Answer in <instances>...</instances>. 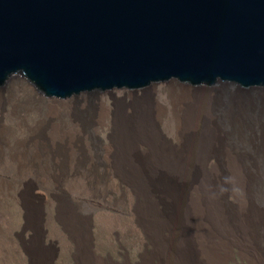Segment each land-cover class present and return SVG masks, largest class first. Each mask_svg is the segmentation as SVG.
<instances>
[{"label":"rangeland","instance_id":"374dc122","mask_svg":"<svg viewBox=\"0 0 264 264\" xmlns=\"http://www.w3.org/2000/svg\"><path fill=\"white\" fill-rule=\"evenodd\" d=\"M170 84L175 91H180L176 83ZM169 85L166 88H155L153 98L164 106L165 110L158 123L162 131L160 134L175 146L179 143L180 134L177 133L176 127L177 116L181 115V112L172 108ZM219 90L221 97L227 92V88ZM247 96L253 101L258 98V94ZM96 98L98 102H102V106ZM262 99L264 100V94ZM130 101V97H105L103 100L91 97L74 102L43 100L35 96L33 87L11 81V87L3 89V95L0 94L1 122L4 127L2 132L7 135L13 147L19 145L14 140L15 137L28 138L32 133H44L49 140L58 142L63 131H78L72 114L79 115L87 121V126L79 132L86 133L82 134L79 140L81 143L77 146L85 152L88 164L89 158L93 159L92 161L97 160L96 152L103 151L116 135L113 133L114 115L117 111L122 112V115L129 113ZM192 113L186 115L189 118L185 116L187 124H192L195 120ZM200 134L202 136H198L196 142L198 141V148L202 151L197 148L194 152L198 162L211 142L208 133ZM125 143L126 141L123 144ZM134 145L133 148L139 152L146 149V146L138 141ZM130 147L131 145H128L125 149ZM69 148L76 150L74 146L69 145ZM178 152L170 150L168 156L171 157L174 153V157L169 158L166 155L164 160L166 159L168 164H162L156 172L150 168L144 172L143 169L140 171V168L138 170L135 167H125L119 171L121 176L117 171L113 172L103 184L101 197L105 201L97 206L92 205L91 198L76 181L67 180L62 185L63 192L57 194L52 189L40 186L34 177L23 178L21 168H10V177L0 175V264H80L79 261L83 260H89V264H92L93 259H98L100 264H264L253 244H248V255H245L242 248L243 239L237 241L231 235L219 231L221 227L218 215L224 211L234 214V227L238 231L245 230L240 219L244 192L238 185L233 159L223 152L220 156L221 163L218 165L213 156H207L202 163H195L197 175L194 181L188 182L186 152ZM72 154L70 153L67 159L70 167L75 163L73 161L76 155L73 154L72 157ZM179 160L181 162L177 163ZM3 162L4 160L0 165H6L7 161L5 164ZM40 167H43L39 168L40 175L45 177V184L51 187L53 184L46 175L52 172L53 165L45 159ZM142 171L147 178L143 176ZM156 173L167 174L169 179L181 186L180 200L175 209L177 220L175 218L171 225L166 217L161 216V205L154 202L155 192L152 193L149 186ZM210 175L213 176L211 182L216 184L218 181V189H222L219 196L216 189L211 188L209 184ZM127 176L128 180L141 178L144 183L133 182V185L136 184L133 186L131 182L127 183ZM221 176L222 178H219ZM261 197H255L253 204L264 216V199ZM167 198L166 195L165 199ZM59 199L63 200V205L59 204ZM26 206H29V210ZM139 215L143 217V222ZM154 220V225L160 224L159 240L154 239L151 233ZM77 230L80 231L78 235L75 232ZM223 241L225 242L222 243ZM188 251L189 260L186 258Z\"/></svg>","mask_w":264,"mask_h":264},{"label":"water","instance_id":"95a60500","mask_svg":"<svg viewBox=\"0 0 264 264\" xmlns=\"http://www.w3.org/2000/svg\"><path fill=\"white\" fill-rule=\"evenodd\" d=\"M140 97L176 83L264 94V0H0V94Z\"/></svg>","mask_w":264,"mask_h":264},{"label":"bare ground","instance_id":"6f19581e","mask_svg":"<svg viewBox=\"0 0 264 264\" xmlns=\"http://www.w3.org/2000/svg\"><path fill=\"white\" fill-rule=\"evenodd\" d=\"M222 88L223 84H219L214 91H187L180 88V91L177 92L173 85H169L172 108L181 112V115L177 116L176 127L177 133L180 134L179 143L175 146L170 144L169 141L160 134L162 131L160 130L158 123L160 116L165 110L164 106L153 98L155 88L151 87V93L142 94L140 97H130V112L126 115H122V112L117 111L116 115H114L113 133H116V135L112 137L109 145H107L103 151L96 152V161L87 158L89 160L88 164L85 160V152L77 146L81 143L79 140L81 139L80 137L82 134L86 133H79L87 126V121H85V119L79 115L72 114V120L74 121L75 126H77L78 131L77 129H75V133L63 131L58 142L53 139L49 140L44 133H32L28 138L19 139L15 137L14 140L19 145L15 143L18 147H15L14 144L13 147L9 143L8 138L6 137L7 135L5 136V133L2 132L4 127L1 122L2 103H0V162L4 160L6 163L7 161L6 165H0V172L2 173L0 175L10 177V175H12L9 174L10 168L14 170L21 168L23 170L21 171L23 178L34 177L40 186L46 189H52L57 194L63 192L64 189H62V185H64L67 180L70 182L76 181L81 185L84 192H86V195L91 198L92 205L97 206L105 201L101 197L102 191L104 190L103 184L111 174L113 175V172L117 171V174L121 176L122 173L119 171L125 167L140 168V171L143 169L144 172L150 168L153 170L155 169L154 172H156V169H159L158 167L168 162L166 159L164 160V157H166V155L169 157L170 150H176L177 152L182 150L186 152L185 158L188 167H185L188 168L187 181L189 182L194 181L197 175L195 163H202V160H206L207 156H213L216 159V163L219 165L221 163L220 156L225 152L233 159V163H235L234 173L235 176L238 177V185L244 192L240 219L242 220L241 223L244 225L242 227H244L245 230L241 229L238 231V229L234 227V214L224 211L223 214L220 216L218 215V222L220 225L218 222L217 224L221 227L219 231L223 232L225 235H231V237L237 241L243 239L244 244L242 243L243 241H241V243L243 244L242 248L245 255H248V244H253L256 252L261 256L262 260H264V216L261 213L262 211L253 204V199L255 197L261 195L264 199V100L262 99V94H258V98L253 101L247 96V94H240L232 88H227V92H225L226 94L221 97L219 94L221 91L219 89L222 90ZM95 100H97V98ZM98 104L102 106V102H98ZM190 112L194 113L195 120L192 124H187L188 122H185V116L187 114L189 115ZM192 116L190 118H192ZM200 133H203L204 135L208 133V137H211V142H209V146L207 145V153L204 151L201 157H199L198 162L195 155L196 153L194 154V152L198 148V141L196 142V138L201 135ZM125 141L126 143L123 144ZM137 141L146 146L144 151L139 152L133 148ZM69 145L74 146L76 150L71 148H69V150ZM128 145H131L130 149H125ZM197 150H199V148ZM70 153L76 155L74 157L72 154V157L75 159V161H73L75 162L73 167L69 166L70 164H68L67 160ZM173 154L174 153H172V155ZM172 155L171 157H174ZM99 158L100 160H98ZM45 159L50 161L53 165L52 172L46 175L53 184L51 187L45 184V177L43 178L41 176L42 174L40 175L39 173V168H43L40 166H42ZM178 162H181V160L177 161V163ZM229 165L230 164H228V167ZM46 167L48 166L46 165ZM166 175L167 174L156 173L155 176L153 175V181H150L151 183L149 182L151 184L149 186L152 193L155 192L154 202L161 205V216L163 218L166 217V220L169 221V224L171 225L177 217L175 216V209L180 200L181 186L179 187L177 183L173 182L172 179H169ZM143 176L147 178L144 173ZM211 176L212 175H210L209 184L211 188L216 189L219 196V194L222 193V189H218V181L216 184L211 182V178L213 177ZM222 176L219 178H222ZM137 177L140 178V176ZM120 178L122 179L123 177ZM128 179L129 176H127L126 179V181H128L127 183H144L141 178ZM223 185L225 184L223 183ZM166 195L168 197L167 199H165ZM59 200V204L61 203L63 205V200ZM26 209L29 210V206H26ZM62 218L65 220L63 215ZM139 218L141 219V222H143V217L139 215ZM155 220L153 221L152 228H149L152 230L151 233L154 239L159 240L158 234L160 232V224L154 225ZM185 227H187V225ZM75 232L77 235L80 234L79 230ZM224 242L225 241L222 243ZM222 243L221 245L224 246ZM190 245L191 244H189V246ZM186 256L189 260V251ZM79 262L80 264L90 263L89 260ZM92 264L100 263L98 259H93Z\"/></svg>","mask_w":264,"mask_h":264}]
</instances>
